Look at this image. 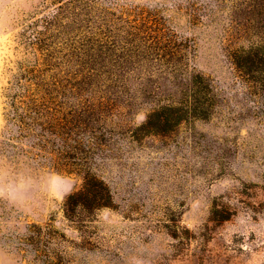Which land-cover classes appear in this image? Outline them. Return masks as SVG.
Segmentation results:
<instances>
[{
  "label": "rangeland",
  "instance_id": "1",
  "mask_svg": "<svg viewBox=\"0 0 264 264\" xmlns=\"http://www.w3.org/2000/svg\"><path fill=\"white\" fill-rule=\"evenodd\" d=\"M59 3L0 0V123L11 72L28 55L27 25L43 30L40 19L52 20ZM62 13V26L47 34L59 56L60 99L73 100L70 79L99 84L83 77L87 64L108 77L99 84L103 140L84 168L111 200L76 204L68 215L49 198L22 217L33 264H87L82 250L107 264L134 255L152 264H264V0L210 8L190 0L179 16L140 0H92L75 23ZM9 156L12 166L59 172L82 189L81 172Z\"/></svg>",
  "mask_w": 264,
  "mask_h": 264
},
{
  "label": "trees",
  "instance_id": "2",
  "mask_svg": "<svg viewBox=\"0 0 264 264\" xmlns=\"http://www.w3.org/2000/svg\"><path fill=\"white\" fill-rule=\"evenodd\" d=\"M57 1L60 3L52 16L55 21L41 18L43 30L38 29L36 23L28 24L31 31L21 38L28 55L18 62L17 70L11 72L8 81L4 124L9 130L0 140V149L9 155L23 154L50 169L81 172L82 189L68 197L65 203L66 212L71 215L76 204L84 207L110 204L108 187L90 172L88 166L84 168L88 162L87 154L90 153L91 157L103 140L102 121L107 110L99 84L107 74L95 73L87 64L83 77H98L99 84L95 83L92 88L88 85L84 87L83 82L73 83L70 79L69 92L73 100L66 104L60 99L61 84L56 78L59 56L47 34L62 26V10L70 11L73 15L71 21L75 23L77 15L81 10L88 9L92 0ZM67 61L73 63L72 58ZM75 70L73 73L77 74Z\"/></svg>",
  "mask_w": 264,
  "mask_h": 264
},
{
  "label": "clouds",
  "instance_id": "3",
  "mask_svg": "<svg viewBox=\"0 0 264 264\" xmlns=\"http://www.w3.org/2000/svg\"><path fill=\"white\" fill-rule=\"evenodd\" d=\"M198 2L201 7L210 8L217 0ZM140 3L153 11H174V15L179 16L180 9L188 7L190 0H140ZM146 119L147 116L142 117V123ZM8 130L7 124L0 123V140ZM13 164V158L0 149V264H33L35 250L28 244L32 229L21 218L31 215L49 198L66 203L79 189L71 177L59 172L41 173L27 162ZM82 252L84 255L78 259L87 257V264H107L101 254ZM74 259H77L75 255ZM127 264H152V260L134 255L128 258Z\"/></svg>",
  "mask_w": 264,
  "mask_h": 264
}]
</instances>
